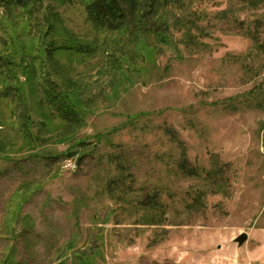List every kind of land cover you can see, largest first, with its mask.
Segmentation results:
<instances>
[{"label": "rangeland", "instance_id": "rangeland-1", "mask_svg": "<svg viewBox=\"0 0 264 264\" xmlns=\"http://www.w3.org/2000/svg\"><path fill=\"white\" fill-rule=\"evenodd\" d=\"M41 1L0 7V264H264V0L167 2L165 43Z\"/></svg>", "mask_w": 264, "mask_h": 264}, {"label": "trees", "instance_id": "trees-1", "mask_svg": "<svg viewBox=\"0 0 264 264\" xmlns=\"http://www.w3.org/2000/svg\"><path fill=\"white\" fill-rule=\"evenodd\" d=\"M73 1V0H69ZM84 3V12L86 21L96 31L106 32H119L124 29L126 25L130 26L132 30H138L153 35L159 42L165 43L170 41L169 25L166 21L159 18L160 8L165 6V3H176L178 0H78ZM42 4L41 0H0V7L3 9H24L29 5H36L37 9ZM182 4V2L177 3ZM261 24H256V26ZM255 38V37H254ZM64 48L65 50H76L80 53L92 54L95 47H91L88 44H77L74 45H60L54 46L52 44L45 47L44 52L48 56L52 55L53 52L58 49ZM15 66L7 56L0 55V70H10ZM7 68V69H5ZM55 86L50 82L48 87H45L44 93L48 97L49 101L54 108L59 118L64 121L67 125H75L80 121L78 113L73 111L67 105H64L61 100L59 92H55ZM11 89H5L3 91V97H8L12 93H9ZM14 94V93H13ZM83 144V143H82ZM179 169L187 176H196L197 173L192 169H188L187 161L184 154H181L179 160ZM215 172V171H214ZM213 172V173H214ZM216 176V172L214 173ZM139 205L144 208L154 209L160 204L157 200L156 193L148 195L146 199L139 201Z\"/></svg>", "mask_w": 264, "mask_h": 264}, {"label": "water", "instance_id": "water-1", "mask_svg": "<svg viewBox=\"0 0 264 264\" xmlns=\"http://www.w3.org/2000/svg\"><path fill=\"white\" fill-rule=\"evenodd\" d=\"M246 240V234H241V235H239L236 239H235V241L239 244V245H241L242 243H244V241Z\"/></svg>", "mask_w": 264, "mask_h": 264}]
</instances>
